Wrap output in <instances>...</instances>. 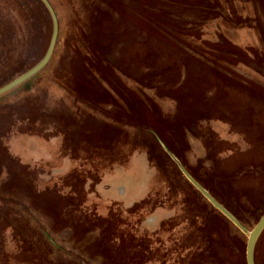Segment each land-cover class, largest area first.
Listing matches in <instances>:
<instances>
[{"label":"rangeland","instance_id":"rangeland-1","mask_svg":"<svg viewBox=\"0 0 264 264\" xmlns=\"http://www.w3.org/2000/svg\"><path fill=\"white\" fill-rule=\"evenodd\" d=\"M51 2L49 64L0 97V264H247L264 0ZM50 15L0 0V88L45 57Z\"/></svg>","mask_w":264,"mask_h":264},{"label":"water","instance_id":"water-1","mask_svg":"<svg viewBox=\"0 0 264 264\" xmlns=\"http://www.w3.org/2000/svg\"><path fill=\"white\" fill-rule=\"evenodd\" d=\"M47 9L49 10L52 20H53V36L52 40L49 46V49L45 55V57L32 69L24 73L22 76L17 78L16 80L10 82L9 84L3 86L0 88V97L7 92L13 90L14 88L24 84L31 78H33L35 75H37L39 72H41L50 62L55 47L57 43V39L59 36V20L58 16L56 14V11L54 7L52 6L51 2L49 0H41ZM182 171L184 172L187 179L198 189L202 192L204 197L217 209H219L220 212L223 213L224 216H226L230 221H232L236 227H238L240 230H242L244 233H247V229L236 219V217L224 206H222L212 195L202 187L200 183H198L193 177L183 168L181 167ZM264 232V214L261 216L260 220L258 221L256 227L251 231L248 232V243H247V249H246V259L247 264H256L255 262V249L257 246V242L259 240V237L261 233Z\"/></svg>","mask_w":264,"mask_h":264},{"label":"trees","instance_id":"trees-1","mask_svg":"<svg viewBox=\"0 0 264 264\" xmlns=\"http://www.w3.org/2000/svg\"><path fill=\"white\" fill-rule=\"evenodd\" d=\"M41 1V0H40ZM50 2H51V0H49ZM41 3L44 5V7L47 9V7L45 6V4L41 1ZM52 3V2H51ZM53 5V4H52ZM47 11H48V13H49V15H50V12H49V10L47 9ZM51 16V15H50ZM51 20H52V17H51ZM1 28H3L2 27V25H1V23H0V30H1ZM40 74V73H39ZM38 76V75H37ZM11 101V100H10ZM16 103V102H15ZM256 262V261H255Z\"/></svg>","mask_w":264,"mask_h":264}]
</instances>
